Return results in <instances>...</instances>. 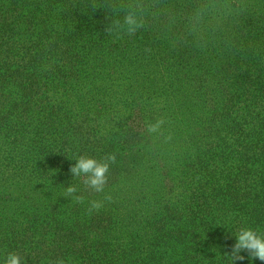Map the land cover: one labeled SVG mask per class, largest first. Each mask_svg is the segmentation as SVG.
Listing matches in <instances>:
<instances>
[{
    "label": "trees",
    "instance_id": "1",
    "mask_svg": "<svg viewBox=\"0 0 264 264\" xmlns=\"http://www.w3.org/2000/svg\"><path fill=\"white\" fill-rule=\"evenodd\" d=\"M132 2L0 0V264H232L264 233V0H142L109 34ZM108 154L104 193L71 175Z\"/></svg>",
    "mask_w": 264,
    "mask_h": 264
},
{
    "label": "clouds",
    "instance_id": "2",
    "mask_svg": "<svg viewBox=\"0 0 264 264\" xmlns=\"http://www.w3.org/2000/svg\"><path fill=\"white\" fill-rule=\"evenodd\" d=\"M206 9H201L194 17V23H199L203 18ZM145 5L142 0H133L128 6V10L123 17V21L117 19L112 21L111 26L106 28V31L111 34L114 30L122 32L129 37L134 36L139 30L145 27ZM167 121L164 118L157 119L153 122H146L145 127L149 135H157L163 137L165 141L170 140L171 136H165L164 126ZM115 154L106 155L102 161L87 156H79L76 158L74 166L70 167V173L73 177H83V183L95 193H104L108 182V173L110 165L115 163ZM78 189L75 186H69L66 189V195L71 197L77 204H84L85 198L82 195H75ZM112 197L105 195L103 199L91 200L87 202L86 213L91 216L99 213L105 206V202H110ZM236 243L232 246L229 254L232 264L236 261H243L244 256L241 252H247L250 260L259 259L264 261V233L248 227H241L234 235ZM5 264H21V258L10 253ZM57 264H65L63 259L57 261Z\"/></svg>",
    "mask_w": 264,
    "mask_h": 264
}]
</instances>
